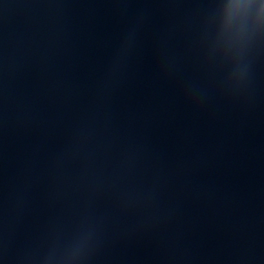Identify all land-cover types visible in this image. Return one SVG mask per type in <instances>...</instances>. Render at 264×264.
<instances>
[{"label": "water", "instance_id": "obj_1", "mask_svg": "<svg viewBox=\"0 0 264 264\" xmlns=\"http://www.w3.org/2000/svg\"><path fill=\"white\" fill-rule=\"evenodd\" d=\"M0 264H264V0H0Z\"/></svg>", "mask_w": 264, "mask_h": 264}]
</instances>
